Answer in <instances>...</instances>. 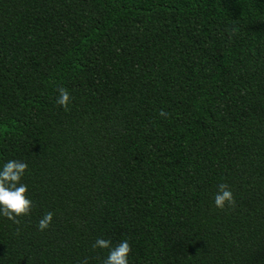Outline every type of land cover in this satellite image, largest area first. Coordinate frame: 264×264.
<instances>
[{
	"label": "trees",
	"instance_id": "16d2710c",
	"mask_svg": "<svg viewBox=\"0 0 264 264\" xmlns=\"http://www.w3.org/2000/svg\"><path fill=\"white\" fill-rule=\"evenodd\" d=\"M10 159L33 207L0 215V264H103L97 238L129 264H264V0H0Z\"/></svg>",
	"mask_w": 264,
	"mask_h": 264
},
{
	"label": "clouds",
	"instance_id": "9594fccd",
	"mask_svg": "<svg viewBox=\"0 0 264 264\" xmlns=\"http://www.w3.org/2000/svg\"><path fill=\"white\" fill-rule=\"evenodd\" d=\"M58 96L55 103L65 111H68L69 103L72 100L67 88L59 87ZM160 116L167 117L168 112L163 109L159 112ZM28 169L26 162L10 159L0 168V215L19 224L17 219L21 216H27L33 207L32 200L27 196V185L21 183V179ZM233 192L227 183H219L217 191L214 194V205L219 209L235 206ZM53 213H45L38 221V230L47 229L52 221ZM93 248L108 249V254L103 260V264H129L128 255L131 252V246L127 240H122L116 245H112L108 239L97 238L92 245ZM78 264H88V258L78 261Z\"/></svg>",
	"mask_w": 264,
	"mask_h": 264
}]
</instances>
